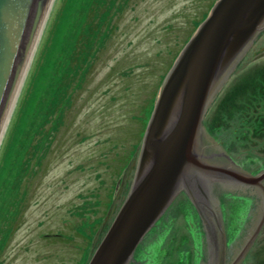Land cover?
Masks as SVG:
<instances>
[{
	"label": "rangeland",
	"instance_id": "rangeland-1",
	"mask_svg": "<svg viewBox=\"0 0 264 264\" xmlns=\"http://www.w3.org/2000/svg\"><path fill=\"white\" fill-rule=\"evenodd\" d=\"M214 1L125 0L123 11L113 17L106 47L95 60L88 50L79 55L78 45L81 33L89 30L92 6L101 0H55L0 145V264H88L133 182V161L139 152L121 175L119 171L141 136L136 116ZM103 21L104 17L94 23ZM100 38L95 40L101 46ZM258 38L231 83L235 85L229 96L231 110L214 116L210 109L204 118L209 135L252 172L264 169V135L256 133L261 128L258 119L241 126L239 114L231 113L239 107L238 94H245L244 84L248 99L258 86L248 85L254 72L264 74V32ZM84 72L88 73L82 85L70 98L64 81L77 80ZM226 92L219 91L220 97ZM255 111L252 116L261 117ZM261 118L264 121V114ZM114 183L112 206L102 222L99 216L106 206L96 202L106 201L108 195L110 200ZM183 200L179 196L169 206L155 225V235L148 236L150 232L137 247L141 261L135 257L133 263L163 261L171 241L174 253L165 264H180L190 236L198 241L193 247L201 250L200 232L194 229L193 216L184 213ZM84 202L92 208L81 215ZM228 203V217L236 227L229 229L233 239L246 220L244 206L252 201L235 196ZM261 233L241 264H264V229ZM247 246L244 243L241 251Z\"/></svg>",
	"mask_w": 264,
	"mask_h": 264
},
{
	"label": "water",
	"instance_id": "water-1",
	"mask_svg": "<svg viewBox=\"0 0 264 264\" xmlns=\"http://www.w3.org/2000/svg\"><path fill=\"white\" fill-rule=\"evenodd\" d=\"M54 5L55 0H0V145ZM263 29L264 0L215 1L165 75L129 194L88 264H130L189 174L226 171L199 157L203 119ZM262 174L246 180L262 187L255 235L264 224Z\"/></svg>",
	"mask_w": 264,
	"mask_h": 264
},
{
	"label": "flooded vegetation",
	"instance_id": "flooded-vegetation-1",
	"mask_svg": "<svg viewBox=\"0 0 264 264\" xmlns=\"http://www.w3.org/2000/svg\"><path fill=\"white\" fill-rule=\"evenodd\" d=\"M263 32L264 29L257 35L255 41L248 48L247 55ZM197 144L198 154L203 162L226 169L223 172L196 169L189 174V179L185 178L187 181H184L178 194V197H183V201L193 204L202 224L204 236L200 245L199 264H241L247 259L250 247L246 251H241V249L244 250L249 239L255 237L251 247L253 248L264 229V225L261 226L260 231L255 235L254 224L261 211L259 209L262 189L247 183L246 180L250 178L248 174L264 173V169L257 172L245 170L224 149L223 145L214 140L212 135H209L207 130L200 135ZM261 183L264 185V179H261ZM240 191L245 194H241ZM235 195L250 199L252 204L248 206V217L238 229L237 236L231 239V234H229L231 223L228 217L231 211H227L226 208L229 207L228 202ZM237 261L238 263H236Z\"/></svg>",
	"mask_w": 264,
	"mask_h": 264
},
{
	"label": "trees",
	"instance_id": "trees-1",
	"mask_svg": "<svg viewBox=\"0 0 264 264\" xmlns=\"http://www.w3.org/2000/svg\"><path fill=\"white\" fill-rule=\"evenodd\" d=\"M124 1L125 0H101L99 5H95L92 6L91 8V13L94 15L92 20H89V30L88 32H84L81 33V38L79 40V55L81 52H85L88 50L89 54L94 52V58L95 60L98 58L97 54L99 53V51H103L104 47H106V43L108 41V39H110L111 35V31L114 28V24H113V17L117 14L122 12V8H124ZM216 1V0H215ZM215 1L211 4V8L213 7V4L215 3ZM211 8L204 12V14L202 15L201 19H197L195 26L193 27V31L192 34H194V32L196 31L195 29L198 27V25L203 22L205 20V17L208 15L209 11L211 10ZM102 17H104V21L102 23H97L95 24L94 22L96 20H100ZM106 24V25H105ZM94 35V38H92V36ZM190 35V36H191ZM97 37H101V46L97 44L98 40ZM99 39V40H100ZM78 52V50H77ZM247 56L245 58H243L241 60V63L238 65V68L234 71L233 75L230 78V81L225 85L226 87L224 88V90L226 89V93L225 95H223L222 97H220L221 93L217 96V98L214 100V102L212 103V106L209 108L210 112H214L215 114H218L220 112H226L227 110H231V108L229 107V96L230 94L233 92L232 87H234V84H231L233 79L238 76L239 70L245 65L247 64ZM84 64L87 63V59H85L83 61ZM252 65H256V64H252ZM252 65H248L251 66ZM77 66V65H76ZM79 68H81V65H78ZM247 67V65H246ZM88 73V72H87ZM86 72L82 73L81 75L77 76V80H70V81H64V85L67 87V93L70 94V98L73 96L74 91L79 88L82 85V81H83V77H85L87 75ZM167 72L165 73H161L159 81L157 82L155 88H153L151 95L147 98H145L144 100V104L142 106V108L140 109L139 112L140 115L136 116V121L137 124H139V128L141 131V136L140 139H138L135 143H133L132 145V154L130 159H128V161L125 163V161H123V163L120 165V171L119 174L121 175L122 172L126 166H128L131 161L134 159V155L136 156V154L138 153L137 151V146L139 145V143L141 142V139L143 137V133L147 127V122L150 119L151 115H152V110L153 107L155 105L156 102V97L158 95V92L160 90V86L162 85V82L164 80V76L166 75ZM255 76H253V78H250L248 80V85L254 84L256 86L255 91L250 93V97L249 99L246 98V91H245V84L244 87L241 91V93H245V94H238L240 97V101L237 102L238 106L236 109L232 110L231 115L233 114H239V119H237L238 121V125L240 124L241 126H243L244 122H252V120L254 119H258L259 122V126L261 127L256 133L257 134H262L264 135V121L262 120V116L264 114V74L262 75V73L260 71H255L254 74ZM250 83V84H249ZM231 84V85H230ZM244 98H243V96ZM70 105V104H69ZM260 105V106H259ZM257 107V111H255V108ZM216 109V110H215ZM66 110V108H65ZM65 110L63 111V117H62V124H64L65 121ZM255 111V114L257 116H261V117H253L251 113H253ZM57 126V128L54 131H57L58 129H60V126ZM231 127V125L229 126V128ZM236 127V126H235ZM261 135V136H262ZM119 144H121V146L124 145V143L120 142ZM137 151V152H136ZM121 172V173H120ZM119 175V176H120ZM117 183V182H116ZM116 183H114L113 187L110 189L109 193H110V200H109V195H108V199L106 201H102V200H98L96 202L97 205H99L100 203H103L106 207L104 208V214L99 216V218L101 219V221L103 220V216L107 213V211L109 210V208H111L110 206H112V198L114 195V189L116 186ZM108 193V194H109ZM86 202V201H85ZM83 203L82 207H80L81 209H83L81 212H79V214L84 215L87 214L86 211H84L85 209H90L92 208L90 202L87 203ZM190 205H192L191 203L188 205V207H190ZM193 206V205H192ZM93 210V209H92ZM193 211H195L194 209H192ZM185 212V211H184ZM190 214V217H192V219H194V223L196 224L198 222V216L197 214ZM187 214V215H188ZM190 217L188 218V220H186L189 224H191L192 221H190ZM98 218V219H99ZM104 221V220H103ZM102 221V222H103ZM163 228H166V225L163 224ZM201 225L196 224V227L194 229L200 228ZM232 229L236 228L231 226ZM106 231L108 230L107 227ZM158 231V228H154V230L151 231V233L148 236H153L155 235L154 233ZM153 232V233H152ZM202 232V230H201ZM191 235V233H190ZM190 240L185 241L184 245H187L185 248H187L186 252H182V254L180 253V264H199L200 261V251L199 248L197 250L196 247H193L194 243L196 245L195 240L192 238V236H190ZM197 241V240H196ZM198 242V241H197ZM164 243V242H163ZM171 245V241L168 245V252L163 256V261L159 259V261H157V264H165L167 259L169 258V256H171L174 251L172 248H170ZM200 246V245H199ZM162 247H164V245L162 244ZM140 253V252H139ZM139 255V254H138ZM141 261L140 256H137L136 261ZM136 263V262H135ZM134 263V264H135ZM155 264V261H154Z\"/></svg>",
	"mask_w": 264,
	"mask_h": 264
},
{
	"label": "bare ground",
	"instance_id": "bare-ground-1",
	"mask_svg": "<svg viewBox=\"0 0 264 264\" xmlns=\"http://www.w3.org/2000/svg\"><path fill=\"white\" fill-rule=\"evenodd\" d=\"M193 173V172H192Z\"/></svg>",
	"mask_w": 264,
	"mask_h": 264
}]
</instances>
